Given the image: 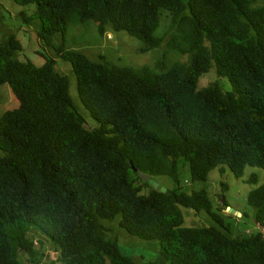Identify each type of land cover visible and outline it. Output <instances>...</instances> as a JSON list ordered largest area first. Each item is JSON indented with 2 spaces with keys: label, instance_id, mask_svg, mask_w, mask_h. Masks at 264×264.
Returning a JSON list of instances; mask_svg holds the SVG:
<instances>
[{
  "label": "trees",
  "instance_id": "16d2710c",
  "mask_svg": "<svg viewBox=\"0 0 264 264\" xmlns=\"http://www.w3.org/2000/svg\"><path fill=\"white\" fill-rule=\"evenodd\" d=\"M13 2L31 7L21 17L46 47L36 64L15 34L0 39V86L17 101L0 117V264H41L46 243L59 264H160L121 251L106 226L116 219L128 234L157 240L170 264H264V183L247 194L258 231L233 235L226 201L214 208L207 190L180 177L186 166L190 182L204 183L214 169L236 178L246 166L264 170V1ZM163 11L168 48L185 56L168 66L110 64L64 43L70 26L92 24L100 37L125 31L148 52L166 39L157 35ZM57 59L70 63L98 125L74 106ZM210 70L234 90L217 80L199 88ZM139 172L171 185L162 192ZM181 209L212 223L186 226Z\"/></svg>",
  "mask_w": 264,
  "mask_h": 264
},
{
  "label": "rangeland",
  "instance_id": "374dc122",
  "mask_svg": "<svg viewBox=\"0 0 264 264\" xmlns=\"http://www.w3.org/2000/svg\"><path fill=\"white\" fill-rule=\"evenodd\" d=\"M264 0H257V4L263 3ZM31 8V7H30ZM21 6L13 2V0H0V39L8 35L15 34L21 39L24 51L27 58L34 61L36 64L41 63V58L38 51L46 47L40 38L36 35L37 26L27 24L21 17V12L26 16L31 14V9ZM167 12H162L161 27L157 35L162 36L163 42L160 47L148 51L140 52L142 43L129 36L125 31H109L103 37H100L94 25L74 26L69 27L63 39L67 48H73L85 53L93 60L99 59L103 56L104 61L121 66H128L134 69L143 66L153 70L151 66L155 67L157 60H162L165 65H170L175 60H185V56L179 55L176 51L172 50L168 44H171V39L167 38L166 31L169 24ZM59 38L57 39V41ZM168 50V51H167ZM168 53L167 55L164 54ZM20 58L24 59L22 53ZM57 68L59 72L66 75L69 79V93L73 100L74 106L78 109L91 127L98 125L96 120L91 116L90 111L82 104L77 91V81L69 62L57 59ZM217 80L223 90L233 91L235 84L231 82L230 78H217L213 70L207 71L206 74L201 76L198 86L199 88L207 86L209 83ZM17 101L13 96L8 85L3 84L0 86V117L1 113L7 109L14 108ZM250 175L257 179V183H251L249 180ZM181 185L189 189H205L208 191L213 200L214 208L221 207L222 201H226L227 205L238 211L243 216L240 217L232 212L223 210L224 213L230 214V219H225V223L231 228L232 234L236 233H255L258 231L257 226L253 221V208L247 203V194L249 190L258 187L264 183V170L246 166L244 173L241 177L236 178L227 168L221 173L220 170L214 169L209 172L208 180L204 182H190L188 177V167H184L180 173ZM158 184L161 186L170 187L171 182L166 178H158ZM226 186L223 189V185ZM222 195V197H220ZM185 218L186 226H199L211 224V219L206 214H200L195 218L192 213L186 209H181ZM119 220L107 223L106 226L111 228L113 234L118 238V244L122 252L130 255L136 262L151 261L160 264H170L169 260H165L161 255V248L157 240H144L137 236L130 235L124 229L119 228ZM46 256L41 261V264H59L55 262L56 254L52 251L48 243L45 244Z\"/></svg>",
  "mask_w": 264,
  "mask_h": 264
},
{
  "label": "water",
  "instance_id": "95a60500",
  "mask_svg": "<svg viewBox=\"0 0 264 264\" xmlns=\"http://www.w3.org/2000/svg\"><path fill=\"white\" fill-rule=\"evenodd\" d=\"M132 168L134 169V171H136V168H134V166H132ZM138 176L143 180V181H148L154 188H158L159 184L157 181H155L153 178H151V176L149 174H145V173H142V172H139L138 173ZM160 190L162 192H165L166 191V188L161 186L160 187ZM227 211L229 212H232L233 214H236L238 216H240L241 214L238 212V211H235L233 209H231L230 207H227Z\"/></svg>",
  "mask_w": 264,
  "mask_h": 264
}]
</instances>
